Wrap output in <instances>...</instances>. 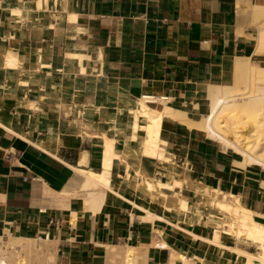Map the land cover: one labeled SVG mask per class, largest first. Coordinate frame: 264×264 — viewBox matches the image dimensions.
Returning <instances> with one entry per match:
<instances>
[{"label":"crops","instance_id":"obj_1","mask_svg":"<svg viewBox=\"0 0 264 264\" xmlns=\"http://www.w3.org/2000/svg\"><path fill=\"white\" fill-rule=\"evenodd\" d=\"M261 4L0 0V263L262 264L264 168L195 125Z\"/></svg>","mask_w":264,"mask_h":264},{"label":"bare ground","instance_id":"obj_2","mask_svg":"<svg viewBox=\"0 0 264 264\" xmlns=\"http://www.w3.org/2000/svg\"><path fill=\"white\" fill-rule=\"evenodd\" d=\"M260 11L264 13V6H262ZM263 51L264 33H260L254 53H264ZM258 68L260 70H256ZM234 70L236 79L233 85L209 86L208 100L211 106L210 111L195 125L203 129L209 137L223 143L226 148L238 152L242 157L240 165L257 164L264 168V138H258L260 133L263 135L262 132L264 131V113H262L263 115L257 113L259 109H262L264 112V84H255L253 78L260 76L264 82V65L252 63L249 58L239 59L234 64ZM235 84L244 85L248 91H238L234 87ZM241 229L238 230L240 235L248 237H255L257 235L255 232ZM154 244L155 242L152 243V245ZM23 245H29L28 247L34 249L39 248L38 243L33 240H26ZM28 247L27 249H23L22 247V251L30 249ZM139 253V248L126 246L123 251L118 253L121 264H136L135 258L137 259L136 256ZM247 256L248 258L255 259L258 263L264 264L263 260L250 255ZM25 263L26 258L19 257L15 264ZM250 264L252 263L250 262Z\"/></svg>","mask_w":264,"mask_h":264},{"label":"rangeland","instance_id":"obj_3","mask_svg":"<svg viewBox=\"0 0 264 264\" xmlns=\"http://www.w3.org/2000/svg\"><path fill=\"white\" fill-rule=\"evenodd\" d=\"M259 6H264V4H261V5H259ZM254 23H255V25L256 26H258V27H260L261 26V32L260 33H264V13H262V17L261 16H257V14L255 15L254 14ZM256 70H260V68H258V69H256ZM258 72V71H257ZM254 78V83L255 84H258V85H263L264 84V82H263V79L260 77V76H255V77H253ZM235 89H237L238 91H240V92H243V91H248V89H247V87H244V85H242V84H235ZM252 91H253V89H252ZM210 103V102H209ZM196 105L194 106L195 107V111H198L199 109L198 108H200V106H201V108H203V110H202V113L201 114H205L206 112L204 111V106L205 105H207V103H206V101H201V104L199 103V102H197V103H195ZM211 107V106H210ZM257 113L258 114H262V113H264L263 112V110L262 109H259L258 111H257ZM263 115V114H262ZM240 123H242V122H240ZM263 133V135L260 133V135L258 136V138H261V137H263L264 138V131L262 132ZM20 254V258L21 257H25V251L24 252H22V254L21 253H19Z\"/></svg>","mask_w":264,"mask_h":264},{"label":"built area","instance_id":"obj_4","mask_svg":"<svg viewBox=\"0 0 264 264\" xmlns=\"http://www.w3.org/2000/svg\"><path fill=\"white\" fill-rule=\"evenodd\" d=\"M0 264H3V262H2V263H0Z\"/></svg>","mask_w":264,"mask_h":264}]
</instances>
